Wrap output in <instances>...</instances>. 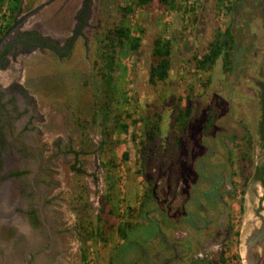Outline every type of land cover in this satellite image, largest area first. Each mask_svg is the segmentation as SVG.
<instances>
[{"label": "rangeland", "instance_id": "obj_1", "mask_svg": "<svg viewBox=\"0 0 264 264\" xmlns=\"http://www.w3.org/2000/svg\"><path fill=\"white\" fill-rule=\"evenodd\" d=\"M131 2L87 0L81 21L83 0H18L13 19L2 3L0 28L14 22L0 35V187L20 222L0 221V244L15 232L24 237L16 229L24 230L25 212H36L41 193L55 240L42 264H264V236L247 244L264 225L257 170L264 163V0H232L221 20L218 0H196L191 8L180 0L132 5L126 21L140 36L139 53L127 44L118 52L112 86V108L128 126L112 131L117 142L107 146L99 37L118 19L119 6ZM220 26L232 35L229 69L221 55L196 69L194 55ZM156 34L172 38L171 63L167 77L151 84ZM175 105L187 111L171 156L160 159L159 151L137 172L148 115H159L165 144ZM210 107L216 116L204 130ZM124 210L133 225L120 238L115 225ZM84 224L97 232L82 241Z\"/></svg>", "mask_w": 264, "mask_h": 264}, {"label": "trees", "instance_id": "obj_2", "mask_svg": "<svg viewBox=\"0 0 264 264\" xmlns=\"http://www.w3.org/2000/svg\"><path fill=\"white\" fill-rule=\"evenodd\" d=\"M87 0H83V6L79 13L80 21L83 18L85 12V5ZM151 0H132L131 3L122 4L119 6V17L116 21L110 22L101 32L99 37V47L97 52L98 59L96 60L97 69L99 74L102 77V99L100 102V109L102 112L103 119L107 117L110 120V127L107 129H102V134L105 136L106 140L104 142L109 145H114L117 140H111V132L115 129H122L123 131L127 130L128 124L122 120L121 113L119 110L112 108L113 103V95L114 92L112 90L113 86V77L114 73L117 70V54L118 52L127 44L130 51L135 54L139 53V44H140V36L138 34H133L131 32L130 26L127 23V15L132 10V5L143 6L148 4ZM159 6L170 7L177 6L178 0H156ZM183 1V0H180ZM5 0H0V9L2 3ZM7 2V10L8 17H14L15 11L17 10L18 0H8ZM264 10V4H263ZM3 14V13H1ZM14 20H7L2 27L0 28V35L11 27ZM142 31V29H139ZM34 40L38 41L42 45H47L50 48L56 50L60 54L63 53V50L56 48L55 44H51L47 38L35 36ZM171 49H172V38L169 36L163 37L160 34H156L150 43V49L148 54V66H147V81L151 84H155L157 81L164 80L168 75V70L170 68L171 63ZM232 49V35L226 26L224 30L219 31L217 28L215 29L213 36L207 41L206 50L199 54V56L194 55V65L196 69L206 70L210 67V65L215 61L216 57L221 55L222 58V66L224 70L229 69L230 64V55ZM173 114V120L170 123L171 135L166 139L165 144L160 143V139L158 137L159 132V123L160 119L159 115L151 112L148 115L143 128V135L140 139V146L138 147V158H137V168L135 169L137 172H141L142 169L147 167L150 156L158 155L159 151H163L161 155H158V158L166 160L171 156L170 153H166L169 151L171 147H174L177 140V131H180L183 122L185 119V114L187 108L182 106L175 105ZM128 113V112H126ZM216 116V109L213 107L209 108V112L207 113L204 120V130L210 127L214 121ZM132 123H136V118H130ZM175 131V132H174ZM262 137V144L264 145V132L262 129H259ZM248 143V142H247ZM243 155V154H241ZM122 159L126 158V152L123 151L120 154ZM162 160V161H163ZM110 165L114 166V162L108 158ZM261 181H264V163L258 166V169ZM245 177H243V180ZM141 206V205H140ZM139 206V207H140ZM126 208L129 209L127 205ZM125 215L121 216L115 225V231L119 235L120 238H123L126 234V231L132 228V220L127 214L128 210H124ZM98 217V216H97ZM99 218V217H98ZM101 219V218H100ZM102 220V219H101ZM81 222L80 224H82ZM86 224L80 225V229L82 232V241L90 238L94 233L97 232V226H92L90 229L87 228ZM99 231V229H98ZM82 250V249H81ZM83 251V250H82ZM81 260L84 259V253L80 254ZM222 259V258H221ZM110 263V262H109Z\"/></svg>", "mask_w": 264, "mask_h": 264}, {"label": "flooded vegetation", "instance_id": "obj_3", "mask_svg": "<svg viewBox=\"0 0 264 264\" xmlns=\"http://www.w3.org/2000/svg\"><path fill=\"white\" fill-rule=\"evenodd\" d=\"M6 187H0V221L10 222L12 220L20 222V219L17 214H13L8 208H6V204L10 201L5 200ZM39 201L36 207V212L26 211V215L24 216V224L22 225V229H16L22 231L24 237L21 234L14 233V237L12 235L9 236L7 242L0 244V264H42L46 262L51 256L48 253H53L51 248V244L55 241L54 236L51 232L50 227H48L47 223L44 220V210H43V198L41 197V193H39ZM16 210L15 207L13 208ZM32 213V215H31ZM29 214V216L27 215ZM30 218V219H29ZM263 224L264 221L262 220ZM45 226H44V225ZM42 225L45 229L42 231ZM8 226V225H7ZM262 224L260 228L264 233V228H262ZM17 227V226H16ZM8 231V229H6ZM23 237V238H22ZM23 239V240H22ZM23 241L26 243L25 246H22L21 243ZM28 251V254L25 258L24 254Z\"/></svg>", "mask_w": 264, "mask_h": 264}, {"label": "built area", "instance_id": "obj_4", "mask_svg": "<svg viewBox=\"0 0 264 264\" xmlns=\"http://www.w3.org/2000/svg\"><path fill=\"white\" fill-rule=\"evenodd\" d=\"M5 1H8V0H5ZM195 1L196 0H183L182 2H183V5L185 7L191 8L193 6V4L195 3ZM231 1L232 0H218V8L216 9V13H217L220 20L223 19V17L225 16L227 8H228L229 4L231 3ZM220 29H221V26H220ZM90 261H91V259L88 260V262H90Z\"/></svg>", "mask_w": 264, "mask_h": 264}, {"label": "water", "instance_id": "obj_5", "mask_svg": "<svg viewBox=\"0 0 264 264\" xmlns=\"http://www.w3.org/2000/svg\"><path fill=\"white\" fill-rule=\"evenodd\" d=\"M262 228H264V225L262 226ZM262 236H264V233L261 230L254 231V234H252L247 240L248 246L252 245L256 240L260 239V237H262ZM27 254H28V251H26L24 254L25 258L27 256ZM248 263L249 264H256L254 258H248Z\"/></svg>", "mask_w": 264, "mask_h": 264}]
</instances>
